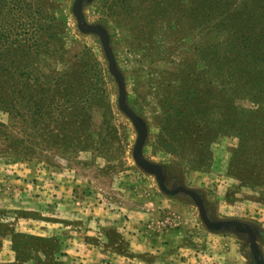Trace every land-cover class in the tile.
Returning a JSON list of instances; mask_svg holds the SVG:
<instances>
[{"label":"rangeland","instance_id":"rangeland-1","mask_svg":"<svg viewBox=\"0 0 264 264\" xmlns=\"http://www.w3.org/2000/svg\"><path fill=\"white\" fill-rule=\"evenodd\" d=\"M16 1L33 53L4 87L17 110L0 104V264H78L67 219L96 212L125 225L106 226L107 264H127L126 225L143 212L152 264L180 262L181 247L264 264V93L230 50L227 15L202 0ZM244 4L264 11L225 9ZM182 119L200 128L183 134ZM166 220L177 234L158 238Z\"/></svg>","mask_w":264,"mask_h":264},{"label":"trees","instance_id":"trees-1","mask_svg":"<svg viewBox=\"0 0 264 264\" xmlns=\"http://www.w3.org/2000/svg\"><path fill=\"white\" fill-rule=\"evenodd\" d=\"M204 4H208L211 8H214L216 13H219V18L226 16L228 24L225 25V31L230 30L229 32V45L230 50H235L237 52L244 51L246 52L247 60L249 61L247 65H244L240 71L243 69L250 70L253 63L256 67H260L259 70L252 75L250 71L244 72L248 74L247 78L252 79L257 86L258 92L264 93V54L259 50L258 43L263 42L264 45V11L259 13L257 10L251 6L244 4L242 7L237 9H231L226 11L228 0L220 1L218 0H202ZM197 3V7H201V3ZM195 3V1H193ZM205 6V5H204ZM203 6V8H204ZM220 6V9L217 7ZM17 7H21L16 0H0V104L1 102L7 101L10 106L8 110L16 111L17 107L10 99H16L20 96V92L16 90L4 91L8 83V78L10 80L14 79V75L19 72L20 64H23L27 53L31 55V48L29 45L23 43H18L19 37L16 35V30L12 27L13 23H16L18 20L17 17ZM23 14V13H22ZM238 23H241L239 26L241 29H237ZM237 29V30H236ZM9 35L14 36L11 40ZM6 38V40H4ZM27 52V53H26ZM219 58L221 54H219ZM222 58V57H221ZM234 63L233 61H227L221 59V64H230ZM262 64V65H261ZM241 66V63L238 64ZM243 74V75H244ZM252 80H248L251 82ZM14 80L10 81L13 82ZM18 92V93H17ZM31 101L32 96H28ZM30 106V105H29ZM30 109V107H29ZM201 105H198V110L196 115L203 113ZM181 115L185 113L181 112ZM185 119V118H184ZM182 121H179L177 126L182 130L181 132L185 134V131H194L200 128V123H191L189 127L182 124Z\"/></svg>","mask_w":264,"mask_h":264},{"label":"crops","instance_id":"crops-1","mask_svg":"<svg viewBox=\"0 0 264 264\" xmlns=\"http://www.w3.org/2000/svg\"><path fill=\"white\" fill-rule=\"evenodd\" d=\"M174 215H172L173 217ZM148 217L145 212L143 213H137L136 215H132L129 217V220L127 222L126 228H127V234L129 236L130 232L132 234L128 238V244H127V264H152V262L147 257H150V255H147L148 252L157 253V251H152L151 247L149 248V243L147 242V237L145 236V229H146V218ZM118 216H115L114 213H106V212H96L94 214H80L78 218H68L69 223L66 225L65 229H69L72 226L73 230L69 231L71 233L70 240H68V248L66 252L69 254L70 258H73L76 261H72L71 263H78V264H107L104 263V259L106 258L103 253L104 252V241H106V244H108V236L105 234V231L109 230L106 229V226H114L112 228L114 231L118 234H122V232L125 230L124 226L120 224L118 221H116ZM112 220V221H109ZM73 220V221H72ZM169 220V218L167 219ZM166 220V221H167ZM71 221V222H70ZM77 221V222H76ZM109 221V222H108ZM162 225L165 224L166 226L158 227L160 229V233L158 234V238H167V234H177V229H173V227L170 225V223L165 221L161 223ZM58 225V224H54ZM119 225H122V227H119ZM117 226V227H116ZM141 226V227H140ZM160 226V225H159ZM139 227V229H138ZM170 228V229H169ZM131 229V231H130ZM177 230V231H175ZM104 233V234H103ZM124 235V234H123ZM43 236H46L43 235ZM164 236V237H163ZM95 237L98 239V242L93 243L91 241V238ZM157 237V236H156ZM104 239V241H103ZM161 239V240H162ZM67 245V244H66ZM110 246H107V250L109 253H118L116 252L118 250V247H113L112 244H109ZM106 248V246H105ZM106 250V251H107ZM181 254H180V262H175L174 264H201L198 261H195L192 258H187V255H185L186 252H193L194 250H189L188 248L181 247ZM171 255L175 252H170ZM136 254H138V257L136 258ZM158 254V253H157ZM141 255V256H140ZM197 255V254H196ZM199 255V256H198ZM197 255V259L200 258L203 260L202 262L205 264H208L209 260H211L209 257V253H204L202 256L201 254ZM115 256V254H113ZM183 256L186 258V260L183 259ZM176 257V256H175ZM174 258V255L172 256V259ZM206 258V259H205ZM154 264H171L170 262H164L160 258L157 262Z\"/></svg>","mask_w":264,"mask_h":264}]
</instances>
